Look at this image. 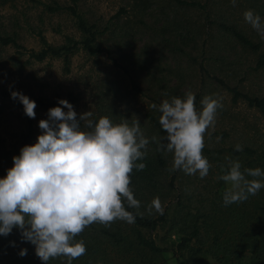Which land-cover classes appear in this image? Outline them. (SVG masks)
Here are the masks:
<instances>
[{
    "label": "rangeland",
    "instance_id": "374dc122",
    "mask_svg": "<svg viewBox=\"0 0 264 264\" xmlns=\"http://www.w3.org/2000/svg\"><path fill=\"white\" fill-rule=\"evenodd\" d=\"M216 1V4L209 1L205 10L181 5L177 0H80L78 10L99 28L110 25L114 31L111 42H118L120 48L115 46L111 55L102 53L97 57L79 50L71 58L70 71L65 73L60 58L35 61L29 54L41 48V36L51 44L63 43L67 35L79 38L75 18L65 9L71 1L0 0V30L14 34L21 46L0 45V88L16 87L32 101L35 97L51 98L57 92L74 90L80 94L79 114L94 110L101 91L109 88V95L117 102L116 115L123 116L121 120L126 119L129 124L138 119L140 126L145 127L148 121L141 114L151 111L160 116L158 107L169 97L183 98L190 90L195 94L199 111L202 99L210 91L213 98H222L223 107L217 111L214 129L206 132L221 130L227 134L219 142L216 136L214 142L210 141L212 145L243 147L262 142L264 119L260 113L242 101L233 104L231 93L213 76L224 78L243 92L264 95V68L255 67L258 54L264 50V38L244 20L245 11L253 10L264 22V0H237L235 6L231 0ZM47 5L56 7L51 10ZM220 21L237 24L238 29L261 44V50L241 47L228 32L219 31ZM178 33L185 38L183 44ZM175 44H181L183 51H173ZM125 53L129 56L127 61L122 60ZM135 60L140 65L133 70ZM199 64H205L209 73L199 70ZM151 74L167 83L169 92L175 85L176 95H163ZM132 79L143 88L144 94L132 96ZM34 111L35 119L31 122L37 142L41 134L39 121L48 118V110L36 107ZM27 120L11 97L0 98V137L7 149L18 142ZM185 177L189 179L187 193L194 196L202 190L204 178L198 174ZM230 187V183L224 182L221 192L224 194Z\"/></svg>",
    "mask_w": 264,
    "mask_h": 264
},
{
    "label": "trees",
    "instance_id": "16d2710c",
    "mask_svg": "<svg viewBox=\"0 0 264 264\" xmlns=\"http://www.w3.org/2000/svg\"><path fill=\"white\" fill-rule=\"evenodd\" d=\"M2 1L4 3L8 0ZM70 1L65 9L75 18L80 32L79 38L67 35L63 43L51 44L41 36V48L37 51L32 50L29 54V57L35 61H43L48 57L60 58L65 73L70 71L71 58L79 50L90 57H97L102 53L111 55V50L115 46L120 48L118 42H111V34L114 36V31L110 25L99 28L98 24L88 20L78 10L80 0ZM177 1L187 7H199L205 10L209 7V1L212 4L217 3L216 0ZM56 6L60 5L56 3ZM47 7L51 10L55 8L51 5ZM175 26L176 29L179 28L177 24ZM219 26L220 32L226 34L228 32L241 47L253 51L261 50V44L238 29L237 24L220 21ZM176 35L181 37L179 42L183 44L185 40L183 35L181 33ZM181 44H175L173 51H183ZM0 45L21 47L14 34L5 33L3 30H0ZM128 57L125 53L122 60L127 61ZM27 61L31 62L30 59ZM132 64L135 65L133 70L140 65L136 60L132 61ZM255 67L264 68V50L258 54ZM199 70L209 73L205 64H199ZM155 75L151 74L154 77ZM213 77L220 86L231 93L233 104L242 101L248 108L257 110L264 119V95L243 92L236 86L229 85L224 78L215 75ZM155 80L162 89L163 95L167 97L176 95L173 87L175 85L169 88V92L167 83H162L157 76ZM131 85L133 97L144 94L145 91L136 80L132 79ZM12 91L19 92L16 87H11L10 90L0 88V98L11 97ZM109 93L107 88L99 94L96 108L92 110V119L98 121L101 117H108L113 124H120L123 122L121 120L123 116L116 115L117 102ZM207 96H212L210 91L207 92ZM62 99L74 106L79 118L77 106L80 102V94L74 90L57 92L51 98L35 97L34 102L40 110L47 111L60 106L58 101ZM170 99L172 98L169 97L168 100ZM14 101L25 115L23 105L18 100ZM64 111L66 112L67 109ZM141 115H144L148 121L147 127L142 125L141 128L150 143L146 157L136 161L146 164V167L142 171L133 169L129 187L134 198L140 202L139 212H142L143 216L136 215L132 224L116 220L110 226L93 223L86 227L75 237V241H84L86 253L74 259L72 264H171L172 262L175 264H264V188L242 203L224 206V194L221 192L224 181L218 179L219 176L227 174L229 160H238L242 172L246 168H260L264 171V141L246 144L242 147L243 150L238 152L233 146H214L210 143L216 136L226 137L225 131L206 132L204 138L206 143L202 154L208 159L211 168L204 178L202 190L193 196L187 193L189 179L185 177V173L182 170L170 171L173 154L157 151V144L151 142V138L156 136L160 142L167 143L165 139L167 134L159 124L160 116L151 111H145ZM27 119L26 130L19 134L18 142L11 149L4 146V140L0 137V179L5 178L7 170L13 167L12 158L20 154V149L25 145L36 143L31 119L28 117ZM81 130H89L83 127V122ZM156 197H159L164 208L162 215L154 209L151 214L146 211ZM124 204L127 211L136 214L137 210L128 207L126 200ZM22 249H27L26 256L19 255ZM0 264H42V261L35 254V246L30 242H22L20 231L13 229L7 237L0 236ZM48 264H67V258L62 256L50 259Z\"/></svg>",
    "mask_w": 264,
    "mask_h": 264
},
{
    "label": "clouds",
    "instance_id": "9594fccd",
    "mask_svg": "<svg viewBox=\"0 0 264 264\" xmlns=\"http://www.w3.org/2000/svg\"><path fill=\"white\" fill-rule=\"evenodd\" d=\"M237 0H231L233 6ZM244 20L264 38V22L253 10L244 13ZM18 100L25 115L35 119L36 103L18 91L10 93ZM48 110L47 119L39 121L41 134L34 145H25L14 156L13 167L0 179V236L7 237L13 229L20 231L22 242L35 246V254L48 264L50 259L66 257L72 264L86 253L83 240L75 241L93 223L110 226L116 220L135 222L140 202L129 185L133 169L144 170L143 160L150 140L145 137L139 120L113 124L108 117L92 119V111L79 115L67 100ZM197 110L196 97L190 90L183 98L164 100L158 107L159 124L167 134V143L156 136L151 142L157 151L173 154L170 171L182 170L187 175L205 178L211 165L202 154L204 134L214 129L222 98L206 96ZM154 109L157 105L153 104ZM64 109H67L65 112ZM89 129L81 130V125ZM210 136V134H209ZM221 137H216L217 142ZM236 145V151H242ZM253 177L254 179H247ZM259 178V179H255ZM231 187L223 195V205L242 203L264 188V171L244 169L238 160H229L227 174L218 177ZM128 207L137 210L134 215ZM159 214L164 208L159 197L146 211ZM27 255V249L19 252Z\"/></svg>",
    "mask_w": 264,
    "mask_h": 264
}]
</instances>
